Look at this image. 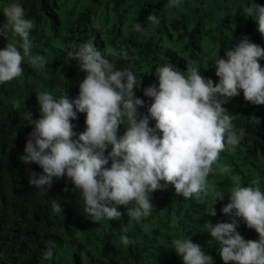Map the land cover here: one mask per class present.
Listing matches in <instances>:
<instances>
[{
    "label": "trees",
    "instance_id": "trees-1",
    "mask_svg": "<svg viewBox=\"0 0 264 264\" xmlns=\"http://www.w3.org/2000/svg\"><path fill=\"white\" fill-rule=\"evenodd\" d=\"M252 2L180 0L170 8L169 0H0V25L5 20L3 8L21 4L26 18L34 22L31 55L46 59V66L40 68L30 65L25 57L24 74L0 84V264H183L174 251L172 241L176 238H190L213 257L214 264H224L219 244L207 232L205 222L233 221V216L221 209L230 202L234 176L244 186L258 180L264 191V105L245 101L242 91L230 98L223 107L231 114L234 129L245 135L235 149L221 152L208 177L207 195L185 199L169 185L151 194L154 210L139 223L127 216L124 206L119 208L124 213L120 220L94 221L66 176L54 178L45 189L31 186L30 173L42 174L43 170L20 159L33 130L24 120V112L40 118L39 92L47 91L56 99L63 93L70 100L78 97L86 73L76 61H68V53L78 51L89 39L117 69L128 68L137 75L141 83L134 92L145 101L138 109L141 114H148L151 104L143 89L152 84L158 87L157 67L172 64L186 71L195 66L215 85L219 82L214 66L217 55L224 57L226 51L234 50L244 36L264 47V37L246 11ZM254 2L264 6V0ZM149 14L159 23L148 21ZM137 23L140 31L134 30ZM9 35L19 48L20 37L11 29ZM6 42L0 37V49ZM259 63L264 67V58ZM77 115L71 123L79 134L85 130L86 114ZM150 126H155L154 120ZM125 131L121 124L118 137ZM222 167L229 171L222 172ZM216 193L225 198L213 205ZM53 201L60 204L61 212L54 210ZM212 206L216 216H210ZM122 226L126 232L121 231ZM236 231L246 240L259 239L242 219H238ZM121 235L133 243L125 246ZM48 248L54 255L44 259Z\"/></svg>",
    "mask_w": 264,
    "mask_h": 264
},
{
    "label": "clouds",
    "instance_id": "clouds-1",
    "mask_svg": "<svg viewBox=\"0 0 264 264\" xmlns=\"http://www.w3.org/2000/svg\"><path fill=\"white\" fill-rule=\"evenodd\" d=\"M179 2L169 0L168 7L178 6ZM246 11L264 37V6L253 0ZM3 16L0 37L7 42L0 49V84L24 74L25 57L30 65L46 66L44 56L31 55L34 22L26 18L23 6H5ZM147 19L159 23L153 14ZM95 27L99 30V25ZM9 29L20 37L19 48ZM140 29L137 23L134 30ZM262 58L264 47L244 36L234 50L226 51L224 57L216 56L215 75L219 82L215 85L195 66L186 71L177 70L172 64L157 67L158 87L152 84L143 89L151 104L148 114H141L138 109L145 101L134 92L141 83L137 75L128 68L117 69L93 40L81 43L78 51L68 53V61H76L86 73L79 83L78 97L70 100L63 93L56 99L47 91L39 92L36 98L40 118L33 119L31 111L24 112V120L33 130L20 159L43 170L42 174L31 172L28 183L45 189L54 178L66 176L80 192L85 213L96 222L120 220L124 215L119 210L121 206L130 219L141 222L154 210L151 194L166 190L169 185L185 199L206 196L208 177L221 152L235 149L245 135L243 130L238 133L234 129L232 116L223 105L241 91L245 101L264 105V67L259 63ZM78 113L86 114L85 130L79 134L71 123L78 119ZM150 120L155 121L154 127ZM121 124L126 131L118 137ZM220 170L228 172L229 168ZM233 180L230 202L221 209L224 214H231L233 221L214 225L206 221L205 228L218 242L224 264H264V191L258 180L248 186L239 177L234 176ZM224 198L216 193L213 205ZM53 208L61 212L56 201ZM216 214L212 206L210 216ZM238 219L254 229L259 239L246 240L240 235L236 231ZM121 231L126 232L127 228L122 226ZM120 239L125 246L133 243L127 235ZM172 243L183 264H214L213 257L190 238H176ZM53 255V249L48 248L44 259Z\"/></svg>",
    "mask_w": 264,
    "mask_h": 264
}]
</instances>
